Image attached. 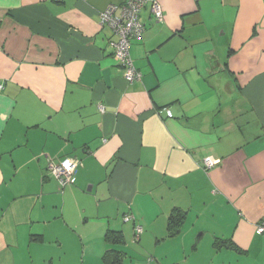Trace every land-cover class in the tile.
<instances>
[{"label":"crops","instance_id":"1","mask_svg":"<svg viewBox=\"0 0 264 264\" xmlns=\"http://www.w3.org/2000/svg\"><path fill=\"white\" fill-rule=\"evenodd\" d=\"M123 2L0 0V264H264V0L147 5L133 83L100 25Z\"/></svg>","mask_w":264,"mask_h":264},{"label":"built area","instance_id":"2","mask_svg":"<svg viewBox=\"0 0 264 264\" xmlns=\"http://www.w3.org/2000/svg\"><path fill=\"white\" fill-rule=\"evenodd\" d=\"M61 2L62 0H54ZM150 5L152 15L157 22L164 21V8L160 0H124L122 5H110L101 13L102 27H108L113 33L114 39L110 41L109 46L113 50L114 56L124 67L125 78L128 82L133 83L141 79V73L134 66L131 57V41L140 40L146 31V25L141 21V12ZM168 117L172 114L168 111ZM218 162L212 158L204 160L206 170L212 169ZM81 162L76 158H66L61 163L56 164L53 160L48 159V168L51 173L60 181L63 188L70 189L76 182V173ZM134 216L126 215V223L134 222ZM143 233V227L135 226V238L139 240ZM258 234L264 233V222L257 228Z\"/></svg>","mask_w":264,"mask_h":264},{"label":"trees","instance_id":"3","mask_svg":"<svg viewBox=\"0 0 264 264\" xmlns=\"http://www.w3.org/2000/svg\"><path fill=\"white\" fill-rule=\"evenodd\" d=\"M68 158H73V157H68ZM66 159V158H65ZM52 160V159H51ZM78 160V159H77ZM54 161V160H53ZM63 161V160H62ZM61 161V162H62ZM80 162H82L81 160H79ZM55 162V161H54ZM59 162V163H61ZM56 163V162H55ZM58 163V164H59ZM57 164V163H56ZM81 167L78 166V170H77V173H76V182L74 185H72L70 188L74 187L77 183V176H78V171H79V168ZM47 171L49 174L53 175L51 173V171L49 170L48 168V162H47ZM54 176V175H53ZM54 178L58 181L59 185H60V188H61V191H65L67 190V188H63L61 186V183L60 181L54 176ZM129 215V214H127ZM126 216V215H125ZM124 216V217H125ZM135 219V218H134ZM184 219H185V213L180 211V210H174L168 220V233H169V237L170 238H174L176 236H178L181 231H182V227H183V223H184ZM130 223H134V238H135V226L136 225H140L143 227V233L140 235L139 237V240L141 239L142 235L144 234L145 232V228L143 225L139 224V223H136V219L134 220V222H130ZM116 236V239L119 240L121 237H120V233L118 232H114V235L112 232H110L108 235H107V240L110 241L112 238L114 239ZM136 241H139L135 238ZM120 241V240H119ZM229 240H223L222 241V244L221 246L223 247H228L232 250H235V251H240L232 242H228ZM104 261L106 262V264H121V255L120 253H116V252H113V251H110L108 252L105 256H104Z\"/></svg>","mask_w":264,"mask_h":264}]
</instances>
